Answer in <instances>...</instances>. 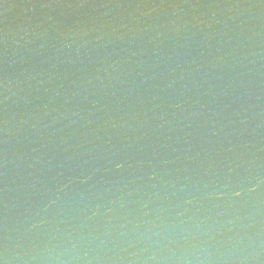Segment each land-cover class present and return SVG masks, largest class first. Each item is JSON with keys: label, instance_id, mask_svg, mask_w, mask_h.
<instances>
[{"label": "water", "instance_id": "obj_1", "mask_svg": "<svg viewBox=\"0 0 264 264\" xmlns=\"http://www.w3.org/2000/svg\"><path fill=\"white\" fill-rule=\"evenodd\" d=\"M0 264H264V0H0Z\"/></svg>", "mask_w": 264, "mask_h": 264}]
</instances>
